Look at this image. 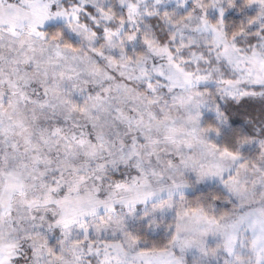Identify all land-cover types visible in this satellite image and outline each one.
Instances as JSON below:
<instances>
[{"label":"snow or ice","instance_id":"obj_1","mask_svg":"<svg viewBox=\"0 0 264 264\" xmlns=\"http://www.w3.org/2000/svg\"><path fill=\"white\" fill-rule=\"evenodd\" d=\"M0 264H264V0H0Z\"/></svg>","mask_w":264,"mask_h":264}]
</instances>
